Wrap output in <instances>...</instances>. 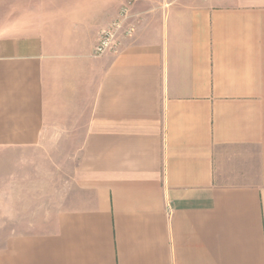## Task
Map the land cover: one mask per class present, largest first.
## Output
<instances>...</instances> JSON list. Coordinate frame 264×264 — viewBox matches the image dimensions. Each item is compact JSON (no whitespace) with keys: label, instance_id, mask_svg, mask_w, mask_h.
<instances>
[{"label":"crops","instance_id":"crops-1","mask_svg":"<svg viewBox=\"0 0 264 264\" xmlns=\"http://www.w3.org/2000/svg\"><path fill=\"white\" fill-rule=\"evenodd\" d=\"M0 264H264V0H0Z\"/></svg>","mask_w":264,"mask_h":264},{"label":"built area","instance_id":"built-area-1","mask_svg":"<svg viewBox=\"0 0 264 264\" xmlns=\"http://www.w3.org/2000/svg\"><path fill=\"white\" fill-rule=\"evenodd\" d=\"M127 20V10H123L120 17L100 33L98 42L94 48L95 57L103 56L107 52H117L120 45L118 35L121 31L124 32L125 37L132 35V27L124 28V24Z\"/></svg>","mask_w":264,"mask_h":264},{"label":"rangeland","instance_id":"rangeland-1","mask_svg":"<svg viewBox=\"0 0 264 264\" xmlns=\"http://www.w3.org/2000/svg\"><path fill=\"white\" fill-rule=\"evenodd\" d=\"M7 227H8V226H6V227L3 228V232L8 231V230H7V229H8Z\"/></svg>","mask_w":264,"mask_h":264}]
</instances>
